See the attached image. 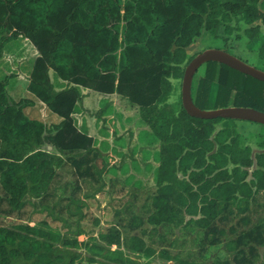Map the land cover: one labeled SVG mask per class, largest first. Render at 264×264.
Returning <instances> with one entry per match:
<instances>
[{"label":"trees","instance_id":"obj_1","mask_svg":"<svg viewBox=\"0 0 264 264\" xmlns=\"http://www.w3.org/2000/svg\"><path fill=\"white\" fill-rule=\"evenodd\" d=\"M232 22L248 26L244 35L249 42L257 38L259 25L253 24L264 26V0H0V57L11 40L20 36L30 42L37 55L26 90L61 120L47 129L27 118L22 112L25 104L8 97L10 77L0 80V217H22L23 209L30 206L56 221L62 220L53 214L56 210L75 218V230L67 234L50 230L45 221L34 226L0 221V264H74L80 256L83 244L75 237L82 233L85 204L76 196L77 184L71 195L58 196L60 189L70 187L60 186L57 170L71 167L81 177L95 174L100 180L107 165L94 138L73 120L75 106L82 101L79 87L117 94L137 106L157 142L156 189L148 225L193 224L215 235L220 205L247 202L264 191V151L252 157L251 148L240 142L234 120L194 118L181 103L176 108L167 103L173 91L170 80L181 79L194 57L187 56L185 49L201 31L217 39L223 27L224 35L230 36L238 29ZM217 49L229 53L226 45ZM257 54L264 61V36ZM49 71L66 83L63 89L54 88ZM191 99L200 110L244 107L264 112V82L207 62L193 76ZM107 108L104 104L93 117L101 119ZM217 123L221 127L215 131ZM45 145L54 147L58 155L43 151ZM245 235L257 244L263 242L259 233ZM98 239L175 264H231L188 262L156 252L141 237H123L115 229L100 233ZM241 240L237 238L238 245ZM216 243L212 238L210 244ZM87 247L93 254L86 257L89 263L156 264L101 244ZM253 250L249 246V252ZM233 264L247 260L237 258Z\"/></svg>","mask_w":264,"mask_h":264},{"label":"rangeland","instance_id":"obj_2","mask_svg":"<svg viewBox=\"0 0 264 264\" xmlns=\"http://www.w3.org/2000/svg\"><path fill=\"white\" fill-rule=\"evenodd\" d=\"M256 23L261 24L260 22L254 24ZM231 25L238 27L230 36L232 49L237 52L246 47L241 39L247 40L244 30L248 27L235 22H232ZM205 34L202 31L198 41H195L194 48L200 45L197 52L206 48L221 47V41L214 39L209 33ZM263 36L264 26L261 24L260 35L248 44L247 49L257 51ZM33 54H35L33 47L28 41H24V38L13 39L3 47L0 57V80L10 77L11 80H8L6 86V89L10 86V92H14L15 86L23 88L22 82L15 79V75L20 74L25 78ZM232 55L237 54L233 53ZM236 57L246 64L252 65L251 59ZM254 67L264 72V65L254 64ZM170 82L173 91L167 103L176 108L181 103L182 78L171 79ZM212 89L213 93L215 86ZM12 96L15 98V95ZM8 97L15 102L12 97L9 95ZM24 102L26 101H23L22 104H25ZM126 113L128 116H121L117 119L113 116L110 119L112 138L109 133L106 134L107 136L103 135L99 140L96 138L98 144L105 143L113 151L110 153L111 155L102 156L107 169L100 180L95 174L93 177H81L71 167L65 168L64 171L57 170L60 176V186L67 184L70 187L66 191L63 188L60 189L58 196L62 198L71 195V191H74V186L77 184L79 190L75 192L76 196L85 204L82 209L84 218L80 222L82 233L75 237L83 246L78 249L80 256L74 264H94L89 263L86 258L88 255L93 256L87 247L92 244H101L111 250H119L140 262L175 264L172 261L162 260L156 255L151 257L137 255L127 252L122 247L103 244L99 241L98 236L108 229L117 230L123 237L137 235L156 252H168L170 255L188 262L228 261L233 264L235 259L244 258L247 260V264H264V191L257 192L247 202L220 205L219 215L214 223L217 229L215 235L207 233L206 229L195 227L193 224L175 227L172 224L150 226L146 223V217L151 212V197L156 189L154 173L157 167L158 148L155 145H148V147L144 145L146 143V140L143 139L144 136L136 139V134L141 136L144 128L138 116V109L127 110ZM234 123L237 124L236 131L241 136V144L250 146L252 151L254 150L252 155L256 150H264L259 147V144L264 145V126L247 121H234ZM255 126H261L259 131L252 129ZM220 127L221 123H217L215 131ZM110 140L115 145H110ZM61 157L64 160L67 159V155ZM72 157L77 158L78 155H72ZM251 170L252 168L249 169V172ZM247 180H250V176ZM23 214L22 217H0V221L6 224L24 223L31 226L45 221L50 230L60 234H67L68 230L69 232L75 230V218L70 217L65 210H56L53 213L61 218V221L53 220L47 212H35L30 206L23 209ZM247 232L259 233L263 242L257 244L256 241L247 238L245 235ZM67 236L72 237L71 234ZM214 237L217 239V243L211 245L210 241ZM238 237L242 239L240 245L237 244ZM249 246L253 247V252H249Z\"/></svg>","mask_w":264,"mask_h":264},{"label":"crops","instance_id":"obj_3","mask_svg":"<svg viewBox=\"0 0 264 264\" xmlns=\"http://www.w3.org/2000/svg\"><path fill=\"white\" fill-rule=\"evenodd\" d=\"M238 23H242L243 25H245L243 22H238ZM254 25H259V29L261 27V24H258V23L254 24ZM245 26H247V25H245ZM203 33H206L205 35H208V32H206V31H203ZM201 35H202V31H201L200 36ZM218 36H219V38H217L216 40H219L222 43L220 48H223L226 45V48L230 54H233V53L237 54V55H235V57L238 56V57H241L244 59H248V58L251 59L253 62L251 63L252 65H250V66L254 67V64H256L257 66L260 64L264 65V61L259 59L256 50L250 51L247 49V46L250 43L248 41V39L244 40V38H242L241 41L243 42V44H245L246 47L245 48L243 47V49H239L237 52H235V51H233L232 46L230 44L231 43V40H230L231 35L225 36L223 33V27L219 28ZM199 37H197L195 39V41L196 40L198 41ZM17 38H22V37L19 36ZM221 38H226V42L224 43V41ZM24 41H28V40L24 39ZM195 41L185 49L187 56H195L196 54L199 53L197 51L200 49V45H198L196 48H194ZM33 49L35 51V54H33V59H34L35 56L37 55V52H36L34 47H33ZM207 49H210V48H206L205 50H207ZM231 52H233V53H231ZM33 59H32V62H33ZM32 62H31V65H30L28 72L25 74V78L20 74L17 76L15 75V79H18L20 82H22L23 88H21V87L18 88L17 86H15L14 92H10L9 91L10 86H8L6 91H7V94L10 97H12L16 103L26 101V102H24L25 105L22 108V112L27 118L40 121L41 123H43L46 126L47 129H51L53 126L59 124V122L61 121L60 118L58 116L54 115L53 113H51L45 107V105L43 103L38 101L33 95H31L26 90V86L28 83L27 79H28V76H29V73L31 70ZM255 68H257V67H255ZM49 77H50V80H51V82H52V84L56 90H61L66 86V83L61 81L60 79H58L52 71H49ZM9 80H11V79H9ZM213 86H215V85H213ZM212 87H211L210 97H209V101H208V105H207L208 108H210L212 99H213L214 94H215V90L212 93V90H213ZM78 89L80 91V94L82 95V101H81V103H78L75 106L74 112L72 114L73 120H74L78 129L85 131L88 135H90L91 137L94 138L95 148L100 152V154L102 156L111 155L110 153L113 151L107 147V144H105V143L103 145L101 143L98 144L99 142H97L96 138H98V140H99V139H101V137H103V135L107 136L106 134H108V133H109L110 138H112L111 137V129H110L111 125L109 124L110 119H112L113 116L116 119L118 117L120 118L121 116H128V114L126 113L127 110L138 109L137 106L130 104L127 99H123L117 94L105 95V94H100V93H97V92H94V91H91L88 89H84L81 87H79ZM12 95H15V98ZM104 104H108V108H107L106 112L103 114V116L101 117V119H96L95 117H93V114L98 109H100ZM128 108H130V109H128ZM138 116H139V112H138ZM141 122H142L143 127H144L142 129L143 134L141 136L136 134V139H140V137L143 138V136H144L145 138H143V139L146 140V143H144V145H146L147 147H148V145H153V146L155 145L158 148L157 142L151 137L149 128L143 123V121H141ZM261 126H255L252 129H254V131H259V129H260L259 127H261ZM102 133H105V134H102ZM110 145H115V144L113 141L110 140ZM42 149H43V151H45L49 154L58 155V152L51 145H45V146H43ZM251 151H252V148H251ZM253 151L251 152L252 154H253ZM263 151H264L263 149H260L259 151L256 150L254 153L257 154V153H260ZM254 155H252V157H254Z\"/></svg>","mask_w":264,"mask_h":264},{"label":"water","instance_id":"obj_4","mask_svg":"<svg viewBox=\"0 0 264 264\" xmlns=\"http://www.w3.org/2000/svg\"><path fill=\"white\" fill-rule=\"evenodd\" d=\"M207 62H216L228 68L264 82V72L246 64L234 55L221 49H207L196 54L186 65L182 77L181 104L185 112L194 118L213 120L229 119L247 121L264 126V112L253 108L227 107L215 110H200L192 102V79L200 66Z\"/></svg>","mask_w":264,"mask_h":264}]
</instances>
